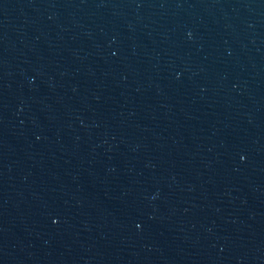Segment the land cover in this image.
Here are the masks:
<instances>
[{
  "label": "water",
  "instance_id": "water-1",
  "mask_svg": "<svg viewBox=\"0 0 264 264\" xmlns=\"http://www.w3.org/2000/svg\"><path fill=\"white\" fill-rule=\"evenodd\" d=\"M0 264H264V0H0Z\"/></svg>",
  "mask_w": 264,
  "mask_h": 264
}]
</instances>
